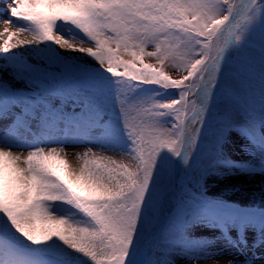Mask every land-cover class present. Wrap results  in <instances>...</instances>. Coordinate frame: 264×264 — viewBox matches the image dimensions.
I'll list each match as a JSON object with an SVG mask.
<instances>
[{
	"label": "snow or ice",
	"instance_id": "obj_1",
	"mask_svg": "<svg viewBox=\"0 0 264 264\" xmlns=\"http://www.w3.org/2000/svg\"><path fill=\"white\" fill-rule=\"evenodd\" d=\"M3 3L0 264H198L223 258L218 240L245 255L228 264H256L264 188L244 210L205 180L236 170L234 132L264 154V44L259 60L248 48L264 0ZM67 144L85 149L75 167Z\"/></svg>",
	"mask_w": 264,
	"mask_h": 264
},
{
	"label": "rangeland",
	"instance_id": "obj_2",
	"mask_svg": "<svg viewBox=\"0 0 264 264\" xmlns=\"http://www.w3.org/2000/svg\"><path fill=\"white\" fill-rule=\"evenodd\" d=\"M239 0H237V3ZM3 0H0V9H3ZM3 25H0V30H2ZM25 38L24 36L20 37ZM2 44V40H0ZM264 44V29L257 28L253 31L251 37L248 40L249 50L256 56L257 60L260 57L261 45ZM152 47L149 46L147 51H152ZM15 51H21L17 49ZM80 55V54H75ZM130 57L124 56V59H129ZM0 62H3V56L0 54ZM145 62L155 64V60L152 58L145 57ZM166 72L174 79L180 78L182 73L177 71L172 67H167ZM141 93H138V95ZM100 109H107L109 107L115 108V104L111 101L110 94H102L96 101ZM107 119V117H105ZM117 122V127H118ZM119 136L122 138V130L119 131ZM247 141L245 138L237 133H232L229 142L224 146V154L230 160L235 162V168L233 172L228 173L223 177L216 175H209L205 180L206 195L209 197H223L233 204L239 205L242 209L246 210L250 204V197L254 193H260L261 188H264V169H257V165L264 163V154L259 152H251L249 148L246 147ZM120 147H123V142L120 143ZM66 149L67 159L73 165L76 166L77 161L74 157V153H81L85 149L81 145L67 144L64 146ZM26 154V153H25ZM105 155L112 156L116 160L124 159L122 155L113 153L111 151L106 152ZM163 157L167 159L163 161L165 167H171L175 171L176 160L170 156L169 153L165 152ZM235 188L236 191H229L228 189ZM195 237H203L212 239L219 235L218 232L211 228L198 226L192 230L191 233ZM233 237L236 233H232ZM249 241H251V234L249 235ZM217 247L224 249L223 258H209L202 259L198 264H228L230 260L243 261L245 255L237 253V251L232 247H227L222 240L217 241ZM257 257L256 264H264V248L253 250ZM253 251H248L246 255L251 257ZM176 264H192V262L187 261L183 258L177 257Z\"/></svg>",
	"mask_w": 264,
	"mask_h": 264
},
{
	"label": "bare ground",
	"instance_id": "obj_3",
	"mask_svg": "<svg viewBox=\"0 0 264 264\" xmlns=\"http://www.w3.org/2000/svg\"><path fill=\"white\" fill-rule=\"evenodd\" d=\"M175 172L177 174H183V166L180 163V161H178V160H177V163H176Z\"/></svg>",
	"mask_w": 264,
	"mask_h": 264
}]
</instances>
